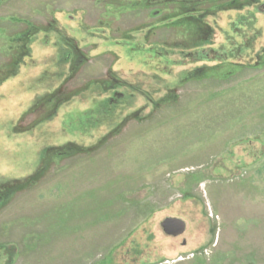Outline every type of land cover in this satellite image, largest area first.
I'll return each mask as SVG.
<instances>
[{"label": "rangeland", "instance_id": "374dc122", "mask_svg": "<svg viewBox=\"0 0 264 264\" xmlns=\"http://www.w3.org/2000/svg\"><path fill=\"white\" fill-rule=\"evenodd\" d=\"M149 1L0 0V264H264V16Z\"/></svg>", "mask_w": 264, "mask_h": 264}, {"label": "flooded vegetation", "instance_id": "af4514ba", "mask_svg": "<svg viewBox=\"0 0 264 264\" xmlns=\"http://www.w3.org/2000/svg\"><path fill=\"white\" fill-rule=\"evenodd\" d=\"M162 3L164 4V6L170 5L171 3H174V1L176 2H183L187 5H191L194 4L198 5L197 2L203 1V0H161ZM209 2L211 1V3H221L220 5H222L225 9H220L223 10L225 12H244V14L242 15V18L239 21V23H241L242 25H244V29L248 28L249 25H252L254 23V21L256 20V17L258 15L260 16H264V0H208ZM149 4H153L152 0L149 1ZM219 6L218 4H216L215 6L212 7V13L216 12V10H218ZM214 11V12H213ZM157 12L155 13V16H157ZM245 21H247L245 23ZM234 25V23H232ZM230 25V29H232V32L235 33V35H238L237 33H239V29L233 27V25ZM233 27V28H232ZM253 30L252 33L255 34L256 30L253 28L251 29ZM245 44H248L247 41V37L248 35L245 34H241L239 35ZM247 36V37H246ZM151 49V48H150ZM151 51H156V50H152ZM210 51H214L213 49H210ZM157 53V51H156ZM75 57V53L72 52L70 53V57L69 58H73ZM67 60V58H66ZM116 98L119 97V95L115 96ZM111 98L109 99V106H113L114 104H116L117 99Z\"/></svg>", "mask_w": 264, "mask_h": 264}, {"label": "water", "instance_id": "95a60500", "mask_svg": "<svg viewBox=\"0 0 264 264\" xmlns=\"http://www.w3.org/2000/svg\"><path fill=\"white\" fill-rule=\"evenodd\" d=\"M162 232L170 237H179L185 233L186 225L179 219L166 218L160 224Z\"/></svg>", "mask_w": 264, "mask_h": 264}]
</instances>
